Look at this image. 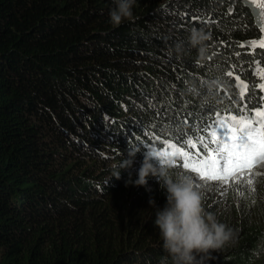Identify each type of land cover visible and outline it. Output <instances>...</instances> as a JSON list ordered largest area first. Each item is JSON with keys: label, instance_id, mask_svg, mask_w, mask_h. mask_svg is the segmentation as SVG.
<instances>
[{"label": "trees", "instance_id": "trees-1", "mask_svg": "<svg viewBox=\"0 0 264 264\" xmlns=\"http://www.w3.org/2000/svg\"><path fill=\"white\" fill-rule=\"evenodd\" d=\"M114 7L0 0V264H174L154 224L161 183L126 182L159 149L157 133L190 135L210 108L251 110L264 95L252 88L264 49L246 44L260 31L243 0H136L119 26ZM194 27L211 36L203 63L187 40ZM227 71L249 85L243 103ZM129 148L140 151L116 179L112 165ZM179 164H166L173 179L201 182ZM200 185L233 240L196 264H264V175L254 192L238 185L216 197L218 183Z\"/></svg>", "mask_w": 264, "mask_h": 264}, {"label": "snow or ice", "instance_id": "snow-or-ice-1", "mask_svg": "<svg viewBox=\"0 0 264 264\" xmlns=\"http://www.w3.org/2000/svg\"><path fill=\"white\" fill-rule=\"evenodd\" d=\"M244 2L256 10V15L261 19L259 31L264 34V2L258 0ZM203 22L214 21L209 19ZM257 46L264 49V35L259 40L249 42L250 48ZM256 63L261 82L253 83L252 88L258 87L264 92V68L259 66V62ZM226 75L232 77L233 72L227 71ZM236 81L238 82L236 87L239 88L237 95L243 101L249 91V85L239 76L236 77ZM209 113L208 116L202 114L200 118L202 123L194 125L195 130L189 128L190 135L181 132L177 137L173 133L172 137L164 136L163 141H160L164 134L157 133L153 139L159 143V149L153 154L162 164H167L169 160L174 164L179 161V167L195 174V178L203 182L204 186L210 182H219L221 187L244 184L254 192L256 178L264 175V172L259 171L264 169V96L259 97L258 105L251 110L245 104L243 108L237 109L235 114L230 107L210 108ZM163 124L162 120L161 125ZM168 127L171 129L173 126L169 124ZM237 192L243 195L239 188Z\"/></svg>", "mask_w": 264, "mask_h": 264}, {"label": "clouds", "instance_id": "clouds-1", "mask_svg": "<svg viewBox=\"0 0 264 264\" xmlns=\"http://www.w3.org/2000/svg\"><path fill=\"white\" fill-rule=\"evenodd\" d=\"M135 4L136 0H115V7L109 12L110 23L113 26H119L124 20L131 21L134 18L133 8ZM245 6L252 11L259 28L261 19L256 15V10L251 5L245 4ZM262 35L264 34L260 33V38ZM260 38L249 39L246 44L249 46V42ZM210 39V34L203 29L194 27L190 30L187 40L191 48L197 50V63H203L208 59L209 48L207 42ZM182 49V43L175 45L177 54H180ZM237 76H233L236 82L235 86L238 83L236 81ZM219 84V80L213 79L208 82V87L211 90L218 87ZM236 88L239 92V88ZM193 90V87L189 88V91ZM244 101L245 99L241 103ZM251 108L253 109L254 106ZM139 151L138 148H129L128 157L120 160L118 164L112 165V176L120 179V170L131 168ZM261 170L263 169H259V171ZM137 175L138 178L134 181L129 178L126 186L128 183L136 186H147L148 178L151 176L158 178L161 187L166 192V204L163 208L156 210L154 224L159 229L162 246L171 256L174 264H196L198 255H207L212 251L222 249L233 240L232 230L220 222L214 213L206 211L203 204V193L195 185L193 179L187 175H177L173 179L169 174L168 166L162 164L152 150L148 149L145 152ZM149 203L154 204V201L150 200Z\"/></svg>", "mask_w": 264, "mask_h": 264}, {"label": "rangeland", "instance_id": "rangeland-1", "mask_svg": "<svg viewBox=\"0 0 264 264\" xmlns=\"http://www.w3.org/2000/svg\"><path fill=\"white\" fill-rule=\"evenodd\" d=\"M152 151H154V148H152L151 149ZM194 176H195V174H194ZM195 180H197V179H195ZM198 181V180H197ZM195 184H200V183H202V182H199V183H196V182H194ZM210 183H212V184H215V183H218V186H213V190H215L216 189V191H215V193H216V197H218V195H223L226 191H224V190H230V187L231 186H224V187H221L220 185H219V182H210ZM231 185V184H230ZM241 185H244V184H241ZM247 188H248V186L247 185H245ZM222 189H223V192H222ZM226 193H228V192H226ZM226 198L224 197V200H225Z\"/></svg>", "mask_w": 264, "mask_h": 264}, {"label": "water", "instance_id": "water-1", "mask_svg": "<svg viewBox=\"0 0 264 264\" xmlns=\"http://www.w3.org/2000/svg\"><path fill=\"white\" fill-rule=\"evenodd\" d=\"M243 2H244V0H243ZM245 3V2H244ZM246 4V3H245ZM246 5H249V4H246Z\"/></svg>", "mask_w": 264, "mask_h": 264}]
</instances>
